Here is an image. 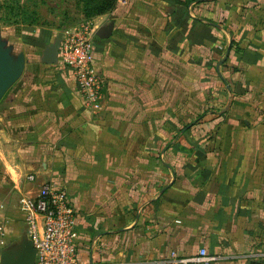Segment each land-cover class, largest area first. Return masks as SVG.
I'll return each instance as SVG.
<instances>
[{
  "label": "crops",
  "instance_id": "obj_1",
  "mask_svg": "<svg viewBox=\"0 0 264 264\" xmlns=\"http://www.w3.org/2000/svg\"><path fill=\"white\" fill-rule=\"evenodd\" d=\"M94 23L97 112L36 61L49 34L21 43L25 75L0 103L4 250L28 240L20 200L53 182L77 211L80 264L200 248L246 264L264 250V0H118Z\"/></svg>",
  "mask_w": 264,
  "mask_h": 264
},
{
  "label": "built area",
  "instance_id": "obj_2",
  "mask_svg": "<svg viewBox=\"0 0 264 264\" xmlns=\"http://www.w3.org/2000/svg\"><path fill=\"white\" fill-rule=\"evenodd\" d=\"M94 22H84L68 29L61 37L59 60L62 69L73 80L84 105L97 112L101 108L106 80L96 60ZM28 180H35L30 175ZM20 210L27 225V236L37 250L36 264H80L77 211L63 186L53 182L43 184L37 197H23ZM7 220L0 205V264L6 245ZM218 257L200 248L192 256L173 251L167 264H211Z\"/></svg>",
  "mask_w": 264,
  "mask_h": 264
},
{
  "label": "rangeland",
  "instance_id": "obj_3",
  "mask_svg": "<svg viewBox=\"0 0 264 264\" xmlns=\"http://www.w3.org/2000/svg\"><path fill=\"white\" fill-rule=\"evenodd\" d=\"M84 5V0H0L2 38L12 44L16 53H23L25 49L30 54L21 43L35 33L49 34V41L53 43L68 29L84 22H94L96 16L87 15ZM34 54L36 59L41 56L39 51ZM33 56L28 59L29 63ZM11 90L4 98H8ZM246 259V264H264V250L253 251Z\"/></svg>",
  "mask_w": 264,
  "mask_h": 264
},
{
  "label": "water",
  "instance_id": "obj_4",
  "mask_svg": "<svg viewBox=\"0 0 264 264\" xmlns=\"http://www.w3.org/2000/svg\"><path fill=\"white\" fill-rule=\"evenodd\" d=\"M61 38L48 45L37 62L60 65L59 49ZM27 58L24 53L13 54V46L3 40L0 31V103L7 92L25 75ZM27 73V72H26ZM1 264H36L37 250L28 239L19 252L3 250Z\"/></svg>",
  "mask_w": 264,
  "mask_h": 264
},
{
  "label": "trees",
  "instance_id": "obj_5",
  "mask_svg": "<svg viewBox=\"0 0 264 264\" xmlns=\"http://www.w3.org/2000/svg\"><path fill=\"white\" fill-rule=\"evenodd\" d=\"M85 13L89 16H100L113 11L118 0H84Z\"/></svg>",
  "mask_w": 264,
  "mask_h": 264
}]
</instances>
